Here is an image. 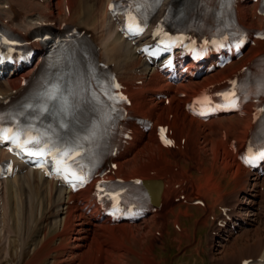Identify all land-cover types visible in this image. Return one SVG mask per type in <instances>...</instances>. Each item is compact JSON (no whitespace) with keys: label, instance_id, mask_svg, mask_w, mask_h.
Wrapping results in <instances>:
<instances>
[{"label":"bare ground","instance_id":"obj_1","mask_svg":"<svg viewBox=\"0 0 264 264\" xmlns=\"http://www.w3.org/2000/svg\"><path fill=\"white\" fill-rule=\"evenodd\" d=\"M138 1L133 0L132 5L129 7L128 16L129 13L130 17L136 16V10L139 7V3L136 2ZM220 1L164 0L157 19L162 16L165 5L171 2L172 21L179 26L187 27L189 30H196L197 26L194 25L198 24L192 23L194 13L200 11L208 13L204 21L199 23L200 26L202 23L207 25L208 23L216 22L219 20V15L224 11V9H220ZM108 2L109 0H49L42 4L40 0H0V24L9 30L17 29L30 32L38 28V25H36L38 21L55 22L57 27L62 23H67L91 34V40L100 48V55L103 61L114 66L121 83L126 86V92L130 99V109L135 114L150 119L153 123V132L143 134L136 131L130 146L120 155L122 158L127 153L134 151L132 158L129 160L132 163L140 160L141 157H146L147 159L145 166L147 168L125 171L126 180L134 178L153 180L150 178L157 177L156 179L160 178L159 180H162V187L167 188L163 190L164 192L160 196L161 205H163L158 212L150 216L151 220L158 216H167L172 212V206L167 201L169 195L174 192L170 188H173L176 183L168 182L165 175L170 174L173 176L175 174L170 170L169 165L171 163L165 155L167 153H177L182 158L193 161L196 164L201 176L195 181L204 183L200 187L206 190L204 193L207 194V198L212 197L211 195L213 194L221 196V190H223L218 187L219 185L211 183V176L214 172H219L223 177H227L229 179L227 186H233L230 192L223 194L225 195L224 197H212L211 205H208L211 210H214L215 206L228 207L230 209L229 215L233 220V224L236 225L235 232L228 234L225 232L226 235L224 237L226 238L223 239L220 237L222 231L216 227L212 232L217 234L222 242H220L216 250L221 254L220 258L223 264H241L244 260H249L248 264H264V176L258 178L241 167L236 162L235 155L231 153L229 141L227 140L228 137L232 136L239 143H236V147L233 146L234 150L238 149L241 151L246 145H248V149L261 147L264 145V117L257 119L255 115L253 117L246 115L244 118L235 115H225L202 122L189 117L183 111V104L201 89L212 83L222 81L242 66H245L253 58L259 55L264 56V40L257 41L254 48H248L246 50L248 55L245 58L236 62L232 61L223 69L215 70L212 73L201 76L199 79H192L188 75H183L181 76L182 81L174 85L165 80L162 72L146 67L143 60L136 55L135 48L121 39L116 27L110 22L106 13ZM192 4L197 7L193 13H191L190 8ZM256 4L248 5L244 3L239 7L241 20L250 27L256 25V19H252ZM250 8H252V11L249 13L248 10ZM107 22L111 23L108 31L106 30ZM72 33L76 37L75 40L69 41L67 39L68 42L66 44H63L44 58L35 70L32 71L34 65L25 70L23 75L28 76L32 73V78H22V80L17 79L18 75H16L6 77L3 81H0V95L16 90L18 96L22 94L19 102L33 105L32 116L38 118L41 116L40 109L45 106L47 94L57 90L56 95L60 102L66 101L71 113L74 110L78 112L76 118L77 126L73 130L72 136L74 139L79 137V141L76 146L68 148L73 152L79 146L84 145L87 147L91 144H96L101 135L106 133H112L114 135L113 138L116 140L121 131V124L117 119L120 114L117 112L120 110V105L114 91L111 75L108 74L106 69L100 67L91 56L86 38H78L75 31H72ZM143 41L148 42V38L146 37ZM188 69L196 70L197 66L189 64ZM250 75L251 77L255 75L253 79L258 86L264 84V57L257 59L253 67L249 71L240 74L239 78L248 79ZM135 81H141V84L135 86ZM22 82L24 86L22 85L21 87ZM180 93L184 94L183 98H178ZM213 93L214 90H210L208 95ZM156 94L167 95L168 104L163 105L162 100L148 98V96ZM148 100L154 101L153 104L149 105ZM53 103L56 102L54 101ZM50 104L47 107L51 106L49 109L51 111L52 105ZM58 109L59 104H57ZM47 117L53 128L58 126L59 129L61 123L64 122L62 121L64 118L62 114L60 117H56L48 112ZM157 125H167L172 130L178 143L181 140L184 141L183 145L179 146L175 152L159 146L154 139V130ZM222 131H224L227 138L222 136ZM61 143H59V146H61ZM100 153H102L101 143L96 145L92 154L94 157L97 154L101 156ZM6 155L7 153L0 148V160L4 159ZM68 163L71 169L70 172H62L72 176L83 173L89 167L87 163L77 161L71 162L69 160ZM149 168L150 172L155 171L157 174L151 176L150 172H147ZM178 169H180L181 175H185L186 179L191 178L190 174L184 171L181 166H178ZM162 174L164 175L163 177ZM35 180L37 184L33 183ZM0 183L5 185L6 194H9L11 199L15 198L16 207L21 205L22 202L29 206L35 202H40V214H42L46 209L45 201H48V206L52 208L55 205L57 206L58 214L63 216L60 221L61 229L58 232V237L61 238L60 250L62 251L68 249L71 236H80L78 240L81 241L82 245H85L90 234L92 237L97 238L101 234H106L116 229L122 228L123 230L124 228L125 230L136 226L126 222L110 224L108 219H104L102 224L111 227L97 226L96 222L101 221V214L95 206L88 204L90 188L73 194L66 189L58 188L55 182L44 179L36 171H30L23 166H21L20 171L16 175L4 179ZM44 183L47 184L46 192L41 187ZM108 187L113 188L114 185H109ZM260 187H262V191H260L261 189L259 190ZM106 189L100 190L99 188L98 193L103 195ZM43 193L45 196L40 200V196ZM52 193L58 194L56 200L51 198ZM176 197L174 196V198ZM239 197L241 200L237 202ZM196 200H199L198 197L190 198L187 201L194 202ZM72 201L73 204H71ZM82 202L94 211L90 214V219L85 218L88 220L84 219L85 221L82 224V226H87L88 228L77 230L81 225L77 224L79 219H77L75 213L81 207L78 208ZM221 202H224V204ZM204 207H207L205 201L203 203ZM31 210H33V207H31ZM174 216L178 220V214ZM213 216L212 213L208 215L206 220L203 221L204 226L207 224L208 219ZM21 217H23L22 214L18 217L16 216L18 224H22L23 220H21ZM174 223L179 229L178 222L175 221ZM239 229L243 233H236ZM243 230L246 231L244 232ZM238 234L250 236L248 238L241 237L246 241L243 250L237 249L236 246L238 245L237 242H239L237 241ZM50 241L43 244L41 248L48 246ZM66 241H68L67 244L65 243ZM84 245L81 248L85 247ZM95 249L97 250V247ZM94 250L89 248L80 255L82 261H84L83 264H103L99 260L101 256L99 258L97 256V259ZM143 252L147 253L146 255H150L152 250L146 248ZM143 261L141 259L142 263Z\"/></svg>","mask_w":264,"mask_h":264},{"label":"rangeland","instance_id":"obj_2","mask_svg":"<svg viewBox=\"0 0 264 264\" xmlns=\"http://www.w3.org/2000/svg\"><path fill=\"white\" fill-rule=\"evenodd\" d=\"M48 1L49 0H40L42 4ZM110 24V22L106 24L107 31L110 29ZM246 55L248 54L246 53ZM23 74H25V72ZM153 102L148 100L149 105H152ZM133 154L126 155L120 160V163H118L119 165L121 164L119 167H121L124 173L132 169L147 168L145 167L147 164L146 157H141L140 160L134 161L133 163L129 161ZM165 157L171 163L169 165L170 167L181 166L183 170L189 173L192 179H194L193 187L189 188L188 182L182 187L181 192L185 198L188 199L196 195L202 200L207 198V195L204 193L206 190L200 187V185L204 183L195 181L201 175L198 173L197 167L192 161H188L178 154H166ZM147 172H150V168ZM156 178L152 177L150 179ZM176 178L183 179V177L178 175ZM211 178L212 184L219 185L218 187L223 189L221 190V196L218 195L220 198L225 196L223 194L233 189V186H227L229 179L223 177L219 172H214ZM33 183L37 184L36 180ZM41 187L45 190L44 192H46L47 184L44 183ZM164 189L165 187H163V190ZM201 192L204 195H201ZM178 193V191H174L168 197L170 199L167 202L172 206L171 214L164 217L158 216L152 220L149 216L134 224L136 226L129 227L128 229L126 228L127 230H124V228L123 230L122 228L116 229L106 234H101L97 236V238L92 237L90 234L85 245L83 244L85 246L83 248H81L83 246L81 241L78 240L80 236H71L73 240L71 238L69 241L68 249L62 251L60 250L61 238L58 237V232L61 229L60 221L63 216L58 214L57 206L55 205L52 208L48 206L49 202L45 201L46 209L42 214H40V202H35L30 206L22 202L21 205L16 207L15 198L11 199V196L6 194V190L0 183V264H83L84 261H82L80 255L89 248L94 250L96 247L97 250H94L95 256L96 258L97 256L98 258L101 256L99 260L100 263L103 264H223L220 258L221 254L216 250L221 241L217 234L212 233L215 227L210 231V221H208L205 226L203 222L208 215L211 213L212 215L213 213L217 214V211L208 208L209 204L206 202L207 207H204L206 210H203L200 207H192L188 204H184V200L178 201L177 198L171 201L174 196H178ZM57 195L58 194L52 193L51 198L56 200ZM213 195V198L218 197L216 194ZM44 196L45 194L43 193L42 196H40V200L42 197L44 198ZM240 197L237 202L241 200ZM189 202L192 203L191 201H188V203ZM221 203L224 204V202ZM31 207H33V210L30 211ZM83 207L81 206L78 209L80 212L77 210L75 213L77 219H79L77 224L81 225L77 230L88 228L87 226H82V224L85 220L90 219L89 216L93 212L88 208L86 210L84 205ZM217 207L218 206H215V208ZM59 212H61V210H59ZM20 214L23 216L21 217V220H23L22 224H18L16 221V216L18 217ZM175 214H178V220H176ZM175 221L179 224V232L174 229L173 225L176 224L174 223ZM176 228L178 227L176 226ZM243 231L245 232L246 230ZM238 232L243 233L241 229L236 233ZM243 236L247 238L250 237L247 234H238L237 241L239 242H237L238 245L236 246L239 250H243L244 243L246 242L241 238ZM48 241H50L48 246L46 245L41 248V246ZM65 243L67 244L68 241ZM146 248L152 250V255H146L147 253L143 252ZM140 258L144 260L143 263Z\"/></svg>","mask_w":264,"mask_h":264},{"label":"snow or ice","instance_id":"obj_3","mask_svg":"<svg viewBox=\"0 0 264 264\" xmlns=\"http://www.w3.org/2000/svg\"><path fill=\"white\" fill-rule=\"evenodd\" d=\"M113 6L110 5V9ZM131 30V28H130ZM262 87H264V84H262ZM57 90H53L52 92H49L47 94V100L45 102V106L40 109V114L42 115L45 112H49L50 115H55L56 117H60L61 114L63 116L71 115L70 107L68 106L67 102H60L59 98L56 95ZM56 103H52V102ZM51 103L52 109L51 111L47 107V105ZM57 104H59V109L57 110ZM29 108H31V105H28ZM61 127H66L67 125L64 123H61ZM21 136L24 138L21 139ZM0 141H13L16 143V146L21 149V151H26L29 156L32 157H42L47 155H52V149L56 147L55 144H49V143H41V137L40 136H32L28 134V131L25 130L23 132L21 131H13L12 129L8 128H0ZM32 147H29V146ZM72 156L71 149H65L63 151H58L55 156H53V159L55 160L56 164L58 165L57 171H68L70 172V165L68 163L69 159ZM264 158V152H260L258 155L254 154L250 157V159L246 160V163H252L254 160ZM67 178V177H65Z\"/></svg>","mask_w":264,"mask_h":264}]
</instances>
